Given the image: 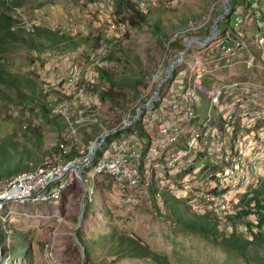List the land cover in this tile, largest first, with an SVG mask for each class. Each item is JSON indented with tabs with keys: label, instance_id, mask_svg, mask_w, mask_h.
<instances>
[{
	"label": "rangeland",
	"instance_id": "obj_1",
	"mask_svg": "<svg viewBox=\"0 0 264 264\" xmlns=\"http://www.w3.org/2000/svg\"><path fill=\"white\" fill-rule=\"evenodd\" d=\"M223 1L138 0L144 6L174 9L175 17L169 18L171 20L180 17L196 19L193 22L194 26L191 27L194 30L197 25L205 22L211 26L222 10ZM0 10L7 11L13 18L19 19L27 25L48 28L60 36L71 38L77 44V52L69 53L81 69L79 85L88 81L103 84L104 79L99 75L97 67L107 69L115 74L122 72L117 64L101 61L100 47L94 48L97 40L100 41L99 44L103 49L105 40L118 39L122 45L136 50L150 75L143 80L146 86L140 95H134L128 89L123 90L126 93V98L132 100L130 104L135 108L140 107L152 95L166 67L172 60L180 56L187 40L207 36V34L201 33L191 37L171 34L168 41L159 42L145 26L139 30L128 25L127 19H123L127 15H118L112 0H0ZM236 13H242V11L237 7ZM258 14L259 9L251 11L243 23L234 24V27L239 32H246L248 36H254L259 40L264 36V21L258 17ZM219 37L217 29L216 34L209 42L192 43L180 62L174 66L170 77L160 86L158 95L162 88L163 96L165 95L167 99L171 95H179L180 92H177V89L178 85L183 82L184 74H188L193 79L208 74L214 80L213 90L219 88L226 90L220 104L213 107L215 113L224 114L233 110L235 120L240 118L243 122L248 118L253 122L254 128L252 126V129H256L255 124L264 128V52L259 59H256L252 55H246L239 44L234 43L230 45V48L235 50L236 55L231 56L225 51L223 52ZM41 40L50 44V42ZM174 40L183 43L184 46L180 48L172 45L171 41ZM262 44L264 45V41ZM86 45L90 47L88 50L85 49ZM81 48L87 50L88 58H82L79 55L78 52ZM61 49L64 47L53 51L58 54ZM43 53L44 51L38 52L28 45H21L17 52L7 54L5 64L12 71L32 77L42 86L52 84L54 79L62 83L60 75L51 70V66H56L58 63L57 58L52 61V65H49L44 59ZM178 70L180 72L176 76L175 71ZM61 92L63 93L62 90ZM64 94L68 96L65 92ZM71 96L81 100V104L84 106L92 107L100 104L98 96L89 92L78 94L72 89ZM197 101L203 111H209L210 105L207 102ZM152 108L153 104L151 107H141L139 116L143 118L146 132L151 139L150 143L156 142L162 151L160 158L156 157L151 161L140 163L138 169L143 184L137 188H126L108 174H97L94 176L93 191H90L91 182H89L87 186L85 185L89 190L85 195L83 187L71 173L67 176L68 185L57 201L8 203L4 210L0 211V228L4 229L10 226L16 232L26 236L29 243L23 245L22 240L21 242L12 236L3 238L2 245L10 252L4 255L6 264H80V260L82 262L84 259L83 254L80 253L81 248L77 247L78 239L73 236L74 230L78 229L83 237H92L102 231L104 228L100 225L106 224L108 221L112 223L116 232L136 238L153 251L165 255L168 264H246L221 244L214 243L199 233L182 228L170 221L160 199H156V201L152 199L148 204L145 202L143 195L145 191L148 192L145 183L148 185L153 183L158 186L159 190H175V193L190 205L194 204V192L190 190L184 193L183 185L186 179L192 185L202 181L203 189L210 186L208 180L204 178V171L199 172L197 169L194 172L191 170L190 175L180 179L177 173L185 168L180 164L175 168L153 167L155 162H166L171 154H180L184 147V140L191 131L185 130V139L178 144L165 145L160 140L159 128L166 119L172 116V110L166 102L160 104L154 112L151 111ZM74 110L75 107L72 112ZM113 112L107 107V104L102 103L97 114L103 120L106 119L105 113L113 114ZM131 116L132 114L125 113L123 119L127 121ZM29 118L33 119L32 113L22 104L0 101V125L3 128L16 127L17 121L26 122ZM34 124L44 127L43 124L37 122ZM45 134L55 135L51 131ZM126 139H131L132 142L134 140L144 141L134 134L128 135ZM70 140L80 150L87 152L89 144H86L82 137L78 145L73 139L70 138ZM117 145L118 142L115 140L106 144L103 157L111 156ZM205 145L208 151L211 143ZM195 153L190 157V165L197 168L201 166V163L196 159ZM92 174L93 167H88L83 173L84 176ZM263 179L264 169L257 175L258 181L252 183L244 192L246 196L241 198L240 196L244 193H240L235 200H230L221 216L225 217L233 212H238L239 206L246 202L253 206L255 199H263L264 186L260 187V180ZM97 185L101 187V195L94 192ZM129 193L133 194V199H128ZM82 196H84V209L79 222ZM216 206L215 203H202V210L213 212ZM104 213H108L110 216L107 217ZM254 219L252 215L242 218V220H252L251 222ZM237 226L238 230H244L240 225ZM218 228L230 231L232 226L221 224ZM26 247L29 248V258L15 252L16 249L23 250ZM107 258L112 260L114 256ZM118 262L120 264H152L148 260L136 258H121Z\"/></svg>",
	"mask_w": 264,
	"mask_h": 264
},
{
	"label": "trees",
	"instance_id": "obj_2",
	"mask_svg": "<svg viewBox=\"0 0 264 264\" xmlns=\"http://www.w3.org/2000/svg\"><path fill=\"white\" fill-rule=\"evenodd\" d=\"M112 1L118 15H127L123 19H127L128 25L139 30L145 26L159 42L168 41L171 34L185 35L186 37L197 36L200 33L208 35L210 25L206 22L197 25L194 30L191 29L194 26L193 22L196 20L194 18L180 17L175 20L169 19L175 17L174 9L160 8L159 6L152 7L150 5L144 6L138 0ZM237 7L242 13H236ZM258 9V17L264 21V0H231L229 14L219 22L218 26V36L221 38V45L227 47L238 43L246 55H252L254 58L259 59L264 52V45L260 44L254 36H248L243 31L239 32L234 27L238 18L241 19L242 22L239 23L241 24L246 20L245 16L247 14ZM41 39L48 43L50 42V44H46ZM99 43L100 41L97 40L94 48L100 47L99 57L101 61L117 64L122 72L115 74L107 69L97 67L99 75L104 79L103 84L85 82L86 92L95 94L100 101V104L92 107L78 103L83 109V114L79 116L80 121L77 124V133L79 138L81 139L82 137L86 144H89L94 138L99 140L107 129L119 127L131 120L136 113L137 107L135 108L134 105L130 104L132 100L126 98V93L123 90L128 89L134 95H140L146 86L143 80L150 75L145 64L141 62L140 55L133 48L122 45L118 39L105 40L104 49ZM171 44L180 48L184 46L183 43H178L176 40L171 41ZM21 45H28V47L36 49L38 52H54L53 50H57L62 46L64 49L59 52H77V44L71 38L60 36V34L48 28L27 25L23 21L13 18L7 11L0 10V101L22 104L33 116V119L29 118L26 122L17 121L16 127L3 128L0 125V181L11 178L20 172L35 169L44 156L47 155L56 156L58 162L71 160L74 156L80 155L78 152L79 147L75 146L67 136L68 121L62 115L50 114V101L48 100L51 96L68 100L73 97L66 96L52 84L42 86L32 77L12 71L5 64L7 54L17 52ZM89 48L86 45L85 49L88 50ZM87 50L81 48L78 53L82 58H88ZM179 72L180 70L175 71V75H179ZM182 80V84L178 85L177 89L180 94L171 96L181 97L188 88L193 90L196 94V100L192 102L194 110L193 124L195 125L205 119H209L208 128L210 133H217L221 137H228L231 140L240 127L242 122L240 118L235 120L233 115V121H230V129H226L224 127L225 121L223 120L225 113L217 114L214 111H203L197 104V100H199L211 105L212 96L217 90H213V78H210L208 74H203L198 79H193L188 74H184ZM162 89L160 90L159 98L153 103V108L151 109L153 112L160 104H165L167 101L166 96H163ZM224 94L222 93L219 96V102L214 104V107L220 104ZM102 103L107 104V107L114 111L113 114L105 113L104 117L106 119L103 120L97 114ZM35 109L38 111L35 112ZM125 113L132 114L127 121L123 119V114ZM38 115L42 117L41 122H37ZM34 122L43 124L44 127L35 125ZM181 122L184 123L185 121L182 120ZM255 128H260V126L255 124ZM49 131L54 132L55 135L45 134ZM132 134L139 136L147 144L151 141L146 132L143 118L139 116L130 125L108 134L103 147L95 151L89 166L94 167L103 157V150L106 144L113 140L119 143L121 139H126L128 135ZM209 140L206 142L208 143ZM201 143L204 145L205 142L201 141ZM195 155L196 159L201 163L200 170L205 172V176L221 167L220 160L209 154L205 145L202 150H196ZM191 170L193 171L194 167L189 165L181 169L177 175L182 179ZM260 182V187L263 188L264 179L260 180ZM147 188L151 200L160 199L170 221L174 224L199 233L214 243L221 244L246 264H264V198L261 200L255 199L253 206L246 202L239 206L240 210L238 212L222 217L215 211H197L170 189L159 190L158 186L153 183L147 185ZM183 191L185 193L188 190L183 187ZM94 192H98L97 194L101 195V187L97 185ZM245 196L244 193L240 197ZM104 215L110 216L108 213H104ZM248 215H252L255 218L253 222H251L252 220H242L243 217ZM221 224L230 225L232 229L230 231L219 229L218 226ZM237 225H240L244 230H238ZM100 226L104 229L92 237H83L78 229L74 230L73 236L78 239L77 247L81 248L80 253L83 254L84 259L82 262L80 260V264H120L118 260L121 258L143 259L150 261L152 264H168L165 255L153 251L136 238L116 232L110 221ZM7 236L17 238L19 241L22 240L23 245L24 243H29L26 236L16 232L10 226L4 229L0 228V240ZM28 249V247L23 250L16 249L15 252L29 258ZM108 256H114V258L108 260Z\"/></svg>",
	"mask_w": 264,
	"mask_h": 264
},
{
	"label": "built area",
	"instance_id": "obj_3",
	"mask_svg": "<svg viewBox=\"0 0 264 264\" xmlns=\"http://www.w3.org/2000/svg\"><path fill=\"white\" fill-rule=\"evenodd\" d=\"M245 18H247V15ZM240 22L242 21L238 18L236 24ZM258 41L261 44L264 38L261 37ZM230 47L222 46L223 52L225 51V53L231 56L236 55L235 50ZM43 56L49 65H52V61L55 58L58 60L56 66H51V70L59 74L63 82L60 83L59 80L54 79L51 82L53 86H56L58 89L60 88L68 96H71L72 89L77 91L78 94L86 92L85 84L87 82L79 85L81 69L75 63L71 53L59 52L56 54L52 51H46L43 53ZM225 92V89L220 88L215 91L208 112L213 111L214 104L219 102V96ZM48 100L50 101V114H59L65 117L68 121L67 136L72 138L76 144H79L81 139L77 133V124L80 121L79 116L83 114V109L78 105V103H81V100H77L76 98L68 100L57 96H51ZM195 100L196 94L190 88L181 97L171 96L167 99L166 103L173 113L171 117L160 125L159 136L161 142L165 145H176L182 139H185V130L191 132L184 140V147L180 151V154H171L168 156L166 162H155L153 167L175 168L178 164L188 167L191 164V155L196 150L204 148L205 144L211 143L208 153L217 160H220L221 167L204 177L208 180L210 186L203 189L202 181L192 185L188 179L185 180L183 186L186 190L194 192V204H192L194 209L202 211V203H215L217 206L214 208V211L221 215L225 212L230 200H235L238 194L245 192L257 180V175L264 168V128L252 129L253 122L246 118L241 122L239 129L231 140L228 137L221 138L216 132H214L216 134L210 133L208 128L209 119H205L195 125L193 124L194 110L192 102ZM74 107L75 110L72 112ZM37 111L35 109V112ZM233 115V110L223 115V120L225 121L224 127L226 129H230V121H233ZM182 120L185 122H181ZM41 121L42 117L38 115L37 122ZM123 125L115 128L118 129ZM194 126L195 129H193ZM239 132L242 133L239 134ZM104 134L99 140L94 138L89 142L86 153L82 149H79L80 155L74 156L71 160L58 162L56 156L52 154L47 155L44 156L41 163L35 169L20 172L11 178L0 181V211H3L5 206L11 202L57 201L67 187V176L71 173L74 174L76 181L81 186L82 182L86 186L91 182L90 191L94 189V176L97 174H108L126 188H137L143 184L138 168L143 161H151L152 158L156 157L160 158L162 150L156 142L147 144L146 141L134 140L132 142L133 140L131 141V139H121L111 156L102 157L97 162L93 167L92 175H83L85 170L90 167L91 147L99 144L98 149H101L105 143L106 137ZM208 139L210 140L207 143ZM201 141L205 142L204 145ZM200 168L201 166L194 168L193 171L196 172L198 169L200 172ZM187 175L190 174L187 173L185 176ZM145 185L148 184L145 183ZM88 192L89 190L86 187L85 195ZM143 197L147 204L151 202L147 191L144 192ZM133 198V194L129 193L128 199ZM8 252L2 245V240H0V264L1 262H3L2 264H6V257L4 258V255Z\"/></svg>",
	"mask_w": 264,
	"mask_h": 264
},
{
	"label": "water",
	"instance_id": "obj_4",
	"mask_svg": "<svg viewBox=\"0 0 264 264\" xmlns=\"http://www.w3.org/2000/svg\"><path fill=\"white\" fill-rule=\"evenodd\" d=\"M230 1L231 0H224L223 1V7L222 10L218 13V15L216 16V18L214 19L213 23L211 24L210 28H209V32L208 35L205 38H200V37H195V38H191L189 40H187V42L185 43L184 49L181 51L180 56L174 60H172L168 66L166 67L163 76L160 78V80L158 81V83L156 84L155 89L152 92V95L140 106L137 107L136 109V113L134 114V116L131 118L130 121L126 122L122 127L118 128V129H123L125 126L130 125L131 123H133L134 121L137 120L139 113H140V109L141 107H151L153 104V101L157 100L159 98L158 92H159V88L162 85V83L171 75V72L174 68V66L180 62V60L182 59L183 55L186 53V51L189 49L190 45L194 42H198V43H207L209 42L214 35L216 34V30L218 29L219 26V22L229 13L230 10ZM117 128H111V129H107V131L105 132L104 136L106 137L108 134L114 133L118 130ZM99 144H95L91 147L90 150V160L93 159V156L95 154V151L98 149ZM80 172V170H79ZM82 182V181H81ZM82 187H83V191L85 193L86 190V186L85 184L82 182ZM84 195V194H83ZM84 196H82L81 199V210L79 213V217H78V221L80 222L81 217H82V212L84 209Z\"/></svg>",
	"mask_w": 264,
	"mask_h": 264
}]
</instances>
